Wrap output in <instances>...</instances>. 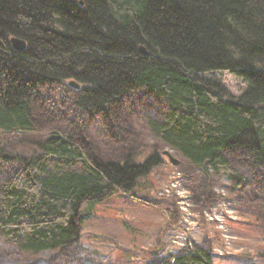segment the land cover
Segmentation results:
<instances>
[{"label":"trees","instance_id":"16d2710c","mask_svg":"<svg viewBox=\"0 0 264 264\" xmlns=\"http://www.w3.org/2000/svg\"><path fill=\"white\" fill-rule=\"evenodd\" d=\"M224 71L247 83L242 93ZM136 90L165 102L153 134L191 167L224 168L243 186L228 159L240 153L264 180V0H0V130L35 131L41 116L56 129L11 153L0 146V264L10 251L72 264L73 250L63 251L79 246L85 201L122 192L158 202L148 177L166 161L156 149L105 159L64 130V120L81 124ZM120 250L134 264H213L194 241L165 255Z\"/></svg>","mask_w":264,"mask_h":264},{"label":"rangeland","instance_id":"374dc122","mask_svg":"<svg viewBox=\"0 0 264 264\" xmlns=\"http://www.w3.org/2000/svg\"><path fill=\"white\" fill-rule=\"evenodd\" d=\"M220 76L234 94L247 86L229 71ZM65 83L68 85L69 80ZM166 112V104L158 95L136 90L109 112L86 118L81 126L64 120L65 131L105 159H123L128 151L137 150L142 160L156 149L161 155L169 150L180 164L163 163L149 175V196L158 203L145 204L122 192L96 202L79 223V246L63 252L73 250L69 252L72 264H134L125 261L121 248L140 258L149 256L153 248L161 255L176 253L194 241L212 250L213 264H264V180L240 153L228 159L245 176L243 186L234 183L224 168L216 172L191 167L180 152L153 134L149 121L162 118ZM45 118L40 117L35 131L0 130L2 150L11 153L20 143L56 131ZM89 205L91 202L86 201L81 208ZM0 247L4 250L1 239ZM54 254L28 258L10 251L1 260L3 264H52L59 261Z\"/></svg>","mask_w":264,"mask_h":264},{"label":"water","instance_id":"95a60500","mask_svg":"<svg viewBox=\"0 0 264 264\" xmlns=\"http://www.w3.org/2000/svg\"><path fill=\"white\" fill-rule=\"evenodd\" d=\"M10 41L13 48L16 50H23L27 46V42L23 38H20L18 36H12ZM141 50L145 53H148L147 50L144 48V46L141 47ZM70 84L76 88L81 87V84L76 80H71ZM163 153L168 156L169 160L172 163L176 165L180 163V160L176 158L169 150H164Z\"/></svg>","mask_w":264,"mask_h":264}]
</instances>
